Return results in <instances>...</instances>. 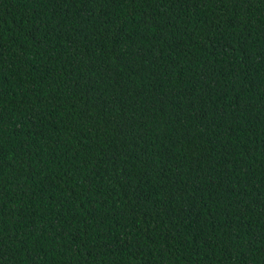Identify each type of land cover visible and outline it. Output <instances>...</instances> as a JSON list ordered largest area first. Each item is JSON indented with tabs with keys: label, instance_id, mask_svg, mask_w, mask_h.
<instances>
[{
	"label": "trees",
	"instance_id": "trees-1",
	"mask_svg": "<svg viewBox=\"0 0 264 264\" xmlns=\"http://www.w3.org/2000/svg\"><path fill=\"white\" fill-rule=\"evenodd\" d=\"M0 264H264V0H0Z\"/></svg>",
	"mask_w": 264,
	"mask_h": 264
}]
</instances>
